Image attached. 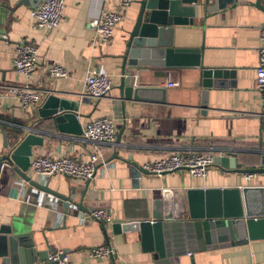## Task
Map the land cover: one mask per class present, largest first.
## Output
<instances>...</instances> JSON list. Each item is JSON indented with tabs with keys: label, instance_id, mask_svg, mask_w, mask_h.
<instances>
[{
	"label": "crops",
	"instance_id": "crops-1",
	"mask_svg": "<svg viewBox=\"0 0 264 264\" xmlns=\"http://www.w3.org/2000/svg\"><path fill=\"white\" fill-rule=\"evenodd\" d=\"M41 1L0 0V152L3 134L21 133L23 127L52 131V122L38 115L48 93L79 103L81 128L89 120L108 117L114 120L116 133L120 129L123 133L120 143L114 138L111 144L98 145L101 155L88 185L87 180L62 175L42 180L28 168L31 179L71 197L66 206L63 199L24 181L12 167L1 166L0 228L15 226L18 234L25 235L14 243L15 258L35 249L34 264H49L51 252L65 253L66 264H157L154 252L143 250L138 231L115 233L112 225L152 219L155 202L160 201L167 224L166 264H264V237L200 250L189 225L186 199L191 188L244 185L262 187L264 198V172L250 178L217 166H210L204 177L192 176L186 169L167 175L132 172V163L144 167L162 155L190 151L234 155L242 167H264V91L255 83L264 0H234L209 12L199 7L191 24L174 26L163 35L174 47H201L203 67L218 71L204 86L197 67L166 69L157 64L158 57L148 55V63L134 70L135 84L165 88L164 101L123 100L119 90L122 57L140 0H132L123 10L106 43L94 42L88 20L102 10L118 9V0H63L62 20L50 31L36 28L30 16ZM22 41L37 42L43 60L28 78L12 64ZM51 63L64 67L67 76L50 77L46 67ZM91 69L112 79L110 91L98 100L85 93L84 80ZM168 74L176 86H166ZM24 84L42 90L38 105L24 108L5 88ZM43 137V145L34 147L31 157L67 155L82 161L95 146L81 133ZM98 208L109 211L110 221L82 219ZM100 245L111 246L114 254L106 258L88 254L89 248ZM39 253H44L41 260Z\"/></svg>",
	"mask_w": 264,
	"mask_h": 264
},
{
	"label": "water",
	"instance_id": "water-1",
	"mask_svg": "<svg viewBox=\"0 0 264 264\" xmlns=\"http://www.w3.org/2000/svg\"><path fill=\"white\" fill-rule=\"evenodd\" d=\"M234 0H140L137 17L129 32L127 50L122 57L121 80L119 90L122 99L164 101L166 90L158 86L137 85L134 80L135 68L144 65L148 55L158 57L157 64L166 69L197 67L199 77L204 86L210 85L211 75L218 71L203 67L201 64V47L179 48L172 46L163 35L170 33L174 26L187 25L193 22L199 7L207 12L225 8ZM264 10V5L261 7ZM78 102L48 93L38 108V115L52 122V131H36L32 127H23L21 133L4 135L3 150L0 152V168L2 165L12 167L24 181L37 189L64 200L66 206L71 197H65L57 191L40 184L27 174L33 148L43 145V134H80L78 121ZM123 129L115 135V142L120 143ZM264 164V157L262 159ZM213 166L225 171L243 174L264 172V167H242L234 155H215ZM132 172L149 173L132 163ZM90 179H87V185ZM85 193V192H84ZM189 225L196 244L200 250L216 248L235 243H243L251 239L264 237V198L263 188L252 185L241 187H206L191 188L186 191ZM82 207L81 203H77ZM115 233L120 231H138L142 248L153 251L157 264H166L164 233L167 231L160 201L155 202L152 219L133 220L112 225ZM20 236L16 227L0 228V257L3 264H34L35 249L23 256L15 258L14 243ZM32 244V243H31ZM33 245H31L32 247ZM17 253L20 252L17 249ZM36 253V252H35ZM54 253L51 252L49 256ZM35 255V254H34ZM44 253H39L40 260ZM65 253L60 254V258ZM32 256V258H31ZM54 262L49 260V264Z\"/></svg>",
	"mask_w": 264,
	"mask_h": 264
},
{
	"label": "built area",
	"instance_id": "built-area-1",
	"mask_svg": "<svg viewBox=\"0 0 264 264\" xmlns=\"http://www.w3.org/2000/svg\"><path fill=\"white\" fill-rule=\"evenodd\" d=\"M119 6L115 10H102L88 20V26L93 31L94 42L106 43L110 41L114 27L123 18V10L132 0H118ZM63 0H42L36 7L30 10V16L38 29L50 31L56 28L63 17ZM260 45L258 51V64L255 67V83L259 90L264 91V19L259 28ZM43 63L39 51V45L33 41H22L15 48L13 67L15 70L28 78L37 67ZM46 71L52 78L66 77L67 71L61 65L51 63L47 65ZM85 93L93 99H100L108 94L112 87L111 75L91 69L84 80ZM178 83L172 81L170 74L166 86L173 87ZM8 95L17 98L24 108L38 105L43 97L42 90L28 84L19 86H6ZM261 126L264 132V105L261 112ZM82 136L89 142L95 144L94 150L89 154L87 160L77 161L67 155L56 158L45 156H33L30 158V169L37 178L45 180L55 175H62L74 179L87 180L93 176L96 163L100 158L98 145L111 144L116 135L114 120L101 117L87 121L81 128ZM224 155V154H216ZM214 154L212 152L186 153L172 152L154 159L151 163L144 165V169L157 175L186 169L192 176L204 177L210 166H213ZM250 178L252 174H244ZM94 219L98 221H110V213L107 209H92L82 219ZM62 252H54L49 256L53 264H66V255L60 258ZM88 254L94 258H106L114 254V249L109 245H100L88 249Z\"/></svg>",
	"mask_w": 264,
	"mask_h": 264
},
{
	"label": "trees",
	"instance_id": "trees-1",
	"mask_svg": "<svg viewBox=\"0 0 264 264\" xmlns=\"http://www.w3.org/2000/svg\"><path fill=\"white\" fill-rule=\"evenodd\" d=\"M250 167H256V166H255V165H253V166H252V165H250Z\"/></svg>",
	"mask_w": 264,
	"mask_h": 264
}]
</instances>
